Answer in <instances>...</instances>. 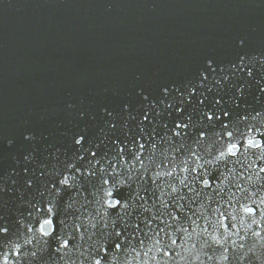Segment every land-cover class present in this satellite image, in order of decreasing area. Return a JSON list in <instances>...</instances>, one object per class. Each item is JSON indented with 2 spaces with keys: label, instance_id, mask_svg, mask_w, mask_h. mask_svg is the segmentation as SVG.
Segmentation results:
<instances>
[{
  "label": "water",
  "instance_id": "95a60500",
  "mask_svg": "<svg viewBox=\"0 0 264 264\" xmlns=\"http://www.w3.org/2000/svg\"><path fill=\"white\" fill-rule=\"evenodd\" d=\"M206 112L219 119L209 121ZM178 121L188 127L176 129ZM249 127L264 132V0H0V227L8 229L0 234V253L12 241L23 244L27 225L35 230L37 209L43 212L49 199L56 205L52 236L24 245L19 264H91L98 255L111 264L114 244L107 242L103 253L96 247L106 238L97 204L103 180L119 178L126 183L115 197L127 202V220L110 209L109 230L123 238L119 264H137V253L142 264L144 232L136 236L130 225L144 229L145 219L156 216L157 230L164 227L161 193L168 210L187 219L177 200L191 212L237 191L232 176L219 193L202 188L191 171L179 185V168L154 181L156 166L182 167L194 146L213 159L225 131L237 128L238 135ZM258 151L248 154L256 170L264 167ZM248 163L230 157L206 168L213 185L234 168L235 180L258 199L264 172L257 178ZM66 173L76 176L71 187L59 184ZM171 185L180 191L171 194ZM69 236V247L60 249L59 238ZM241 243L242 249L226 245L227 253L198 242L195 252L173 249L169 264H221V254L225 264H264V241L249 233ZM197 252L200 260L193 261Z\"/></svg>",
  "mask_w": 264,
  "mask_h": 264
},
{
  "label": "snow or ice",
  "instance_id": "6c2138e0",
  "mask_svg": "<svg viewBox=\"0 0 264 264\" xmlns=\"http://www.w3.org/2000/svg\"><path fill=\"white\" fill-rule=\"evenodd\" d=\"M227 79V77H225ZM219 83V81H217ZM194 92V90H192ZM203 95V94H201ZM187 98V97H186ZM203 103V101H201ZM219 103V101H217ZM168 107H172L169 105ZM182 111V109L177 110ZM159 115V113H158ZM205 115L209 121L213 119H219L214 113L206 112ZM225 116L228 115L227 112L224 113ZM145 120L149 119L146 115ZM166 126V125H165ZM188 125L178 121L176 123V129L187 128ZM224 128L227 129L228 125H224ZM176 135H180V132L173 130ZM234 132H238L237 128H232L224 132L225 140L220 142V148L217 150V154L213 159H204L203 155L199 153V148L194 146L190 157L180 162L183 166L173 163L172 167L168 171H163L159 169L157 165V170L153 173V180L155 181L158 178L164 176H172L177 172L184 175L179 179V185H185V181L188 180V173L191 171L195 174V178L198 180L202 188H213V190H218L219 193H223L225 188L229 183V176L233 177L235 185L237 187L236 192H231L229 189V194L227 199L220 198L216 202L215 207H211L210 203L204 202L200 203L191 212L184 209V206L179 203V200L176 201L177 209L180 212H183L187 219H184L182 216H178L176 212L170 211L167 202L164 200V194L161 193L160 204L161 208L165 211V218L161 220L164 224V227H161L157 230V226L153 224V220L160 219L156 216H153L152 220L145 219L144 224L145 228L141 229L139 224L130 225L136 230V236L139 235V232H144V238H140L139 247L141 250H144V257L142 264H149V261L153 264H169L172 260L170 255L171 250L181 249L184 252L191 253L196 251V243L200 244L201 249L208 246L209 244L224 247V253H227L226 245L233 247L234 249L239 247L243 248L244 244L242 241L246 240V237L251 234V236L258 240L264 241V237L261 236V232H264V192L260 193L259 198H256V194L250 192L247 186H242L238 181L235 180V169H231L228 174H222L220 183L215 185L209 179L210 172L207 170L206 166L215 167L218 163L226 161L228 158H233L235 162L239 163L242 159L245 163H248L249 152L250 150H259L257 159L264 160V140H261L259 137L264 136V132L261 129L257 128L253 131L252 127L247 128L246 132L238 133L234 135ZM203 136V133L201 134ZM83 137L77 138L75 140L76 145H81ZM241 141L243 143L241 144ZM145 145L140 144V152L136 155V160H140V155L143 152ZM152 149H155V144L152 145ZM120 152H123V149H120ZM92 156L95 157L96 153L93 152ZM195 160V165L189 169V163ZM203 161V162H201ZM98 163V161H97ZM256 161H251L248 163V167L253 169L256 172L257 178H259V173L264 172V167H260L258 170L255 168ZM69 171L74 167L73 164L69 163L67 165ZM140 167L144 168L143 161L140 162ZM115 171V168L113 169ZM89 175L94 173L89 172ZM200 176H203V179H199ZM76 180V176L72 174H64L59 179V184L61 186L71 187L73 181ZM251 182V181H250ZM126 181L123 178H119L115 183H110L108 179L103 180L105 187L103 188V195L98 201L97 212L100 215L101 221H103V229L106 230V238L103 240L96 241V247L99 252H106V243L112 242L114 244L115 251L111 256V264H119L118 256L116 253L121 251L123 238L121 237V232L119 230H109L110 222V209H120L122 214V219L127 220V217L123 215L124 210L128 208L127 202L121 201L115 197V192L121 186H124ZM180 191L177 185H171V194L178 193ZM247 192L248 195L245 196L244 193ZM179 199H183L181 196ZM255 205V207H253ZM257 209L260 210L259 216H257ZM38 212V222L33 230L32 225H27V231L30 234L21 244L20 242L12 241L8 244L7 249L0 253V264H19L21 249L24 245H29L33 242L34 239L39 236V238L46 242V240L52 236L55 225L54 217L56 215V205L52 199L45 205V209L41 212L40 209H37ZM166 217H171L167 219ZM114 221L112 224L114 226ZM229 223L231 228H229ZM87 224L95 229L97 224L95 218H90L87 220ZM253 225L259 226V230L252 231ZM79 225L76 226L77 231H79ZM174 227V230H172ZM191 228V231H189ZM8 229L6 227H0V234L7 233ZM241 231L244 232V235H241ZM181 234L180 243L177 244V235ZM195 237V239H193ZM69 238H59V247L60 249H66L69 247ZM83 236L81 235V239ZM120 239L121 242H116L117 239ZM203 238V239H201ZM191 242V243H190ZM151 253V256H149ZM163 253L165 259H158L159 254ZM200 252H197L193 256V261H199L201 257ZM177 256H180V253L177 252ZM15 257V260L11 259ZM139 253H137V264H141L138 259ZM181 260L184 257H180ZM211 259V257H209ZM221 264H225L227 261V255L221 254L218 258ZM91 264H103V256L98 255L94 257L91 261ZM125 264H132L131 260L125 262Z\"/></svg>",
  "mask_w": 264,
  "mask_h": 264
}]
</instances>
